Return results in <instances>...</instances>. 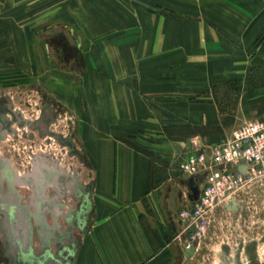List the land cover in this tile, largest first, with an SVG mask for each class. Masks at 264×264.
Returning <instances> with one entry per match:
<instances>
[{
  "label": "crops",
  "instance_id": "0c3cea01",
  "mask_svg": "<svg viewBox=\"0 0 264 264\" xmlns=\"http://www.w3.org/2000/svg\"><path fill=\"white\" fill-rule=\"evenodd\" d=\"M54 5L57 0H0V80L24 79L29 63L34 72L41 69L37 25L40 17L55 15ZM233 8L235 17L211 23L137 24L119 6L109 14L115 23L97 34L84 16L77 17L81 45L102 55L86 65L78 91L67 79L51 86L72 101L76 92L87 101L75 111L93 174L89 187H79L88 203L82 229L55 223L43 236L32 233L41 264H154L150 259L160 250L147 226L159 219L152 201L159 173L142 146L156 145L158 135L168 150H178L188 144L189 124L223 127V113L249 111L250 89L262 85L251 87V80H264V0H241ZM229 122L233 127L235 121ZM177 128L181 133H171ZM2 137L0 131V144ZM48 206L57 219L74 224L65 203ZM17 247L10 232H0V264L30 259Z\"/></svg>",
  "mask_w": 264,
  "mask_h": 264
},
{
  "label": "rangeland",
  "instance_id": "374dc122",
  "mask_svg": "<svg viewBox=\"0 0 264 264\" xmlns=\"http://www.w3.org/2000/svg\"><path fill=\"white\" fill-rule=\"evenodd\" d=\"M239 2L241 0H57L55 15L39 18L41 23L37 25L36 34L41 48L36 51H40L42 57L41 69L34 72L33 64L29 63L24 79L0 80V119L5 124L0 144L3 157L0 158V189L8 199L17 197L30 213L35 238L43 236L55 223L80 230L75 222L70 224L53 216L48 204L63 202L67 211L73 212L80 202L72 193L73 187L86 189L93 174L94 161L85 151L80 113L75 111V106L82 105L84 100L80 92L75 93L72 101L51 86V83L65 84L69 80L78 91L83 85L86 65H93L102 55L97 48L81 45V36L75 31V27H80L77 17L84 16L97 34V30L115 23L109 14L119 6L122 12L130 11L137 24L211 23L217 17H235L233 7ZM47 11L49 7L42 13ZM225 23L234 22L225 20ZM252 84L254 87L262 85L260 90L250 89L249 111L223 113L226 119L223 127L189 124L184 129L189 134L186 143L197 135L204 142H217L248 121L264 119V80L254 83L251 80V87ZM231 99L233 101L232 96ZM43 115L50 120L53 132L72 138L73 149L51 133H40L32 126L33 121ZM231 119L235 121L233 127L228 126ZM171 131L179 134L181 128ZM153 138L156 145L142 146L153 158L154 172L159 173L152 198L154 214L159 219L155 217V223L147 227L149 234L150 229L153 230L155 249L160 251L150 260L154 264H264V185H254L248 190L243 196L244 206L219 212L218 221L209 225L199 242L187 248L186 235L178 237L184 227L178 212L182 206L189 205L194 196L191 181L181 169L187 146L168 150L160 136L153 135ZM0 232L9 233L3 213H0Z\"/></svg>",
  "mask_w": 264,
  "mask_h": 264
},
{
  "label": "built area",
  "instance_id": "2783aa9c",
  "mask_svg": "<svg viewBox=\"0 0 264 264\" xmlns=\"http://www.w3.org/2000/svg\"><path fill=\"white\" fill-rule=\"evenodd\" d=\"M181 169L198 189L197 198L178 212L184 225L178 237L186 235L190 248L218 221L219 212L244 206L248 190L264 185V119L248 121L217 142L189 138Z\"/></svg>",
  "mask_w": 264,
  "mask_h": 264
},
{
  "label": "water",
  "instance_id": "95a60500",
  "mask_svg": "<svg viewBox=\"0 0 264 264\" xmlns=\"http://www.w3.org/2000/svg\"><path fill=\"white\" fill-rule=\"evenodd\" d=\"M2 125V123L0 122ZM56 139H58L63 145L71 146L73 141L65 138L60 133L52 134ZM191 181V186L194 191V198L198 196V189L194 186L193 181ZM74 192L77 197H82L85 203H87V194L83 192L79 187H74ZM62 211V207L58 209V212ZM0 212L7 215L5 223L9 227V232L12 239L17 243L18 254H22V250L30 254V259H21V264H41V258L36 254L35 249L32 245V223L30 213L20 204L17 197H11L10 199L4 198L0 193ZM74 212L72 217L75 218V223L79 228H83L84 215L78 212Z\"/></svg>",
  "mask_w": 264,
  "mask_h": 264
},
{
  "label": "flooded vegetation",
  "instance_id": "af4514ba",
  "mask_svg": "<svg viewBox=\"0 0 264 264\" xmlns=\"http://www.w3.org/2000/svg\"><path fill=\"white\" fill-rule=\"evenodd\" d=\"M0 122L2 123V125L0 124V131H3V130L5 129V124H3V122H2L1 119H0ZM32 126H33L34 128H36V129H38L39 132H40V133H43V134H48V133L53 134V133H56V132H53V130H51V127H50V120H48V119L46 118L45 115L40 116V117H38L35 121H33ZM64 137L67 138V139H69V140H71V141H73L71 137H66V136H64ZM67 146H68V145H67ZM69 147H70L71 149H73V148H74V145H71V146H69ZM48 176H49V175H48ZM41 189H42V188H40L39 191H41ZM78 198L80 199L79 207H78L75 211H78L79 213H81V214H85V215H86V210H85V208L87 207V204H88V203H85V201L83 200V198H82L81 196L78 197ZM48 200H49V199H48ZM19 202H20V201H19ZM75 211H73V212L70 213V214L72 215ZM0 213H3V212H0ZM3 215H4V219H7V215L4 214V213H3ZM85 215H84V216H85ZM31 219H32V217H31ZM198 242H199V241H198ZM41 262H42V261H41Z\"/></svg>",
  "mask_w": 264,
  "mask_h": 264
}]
</instances>
